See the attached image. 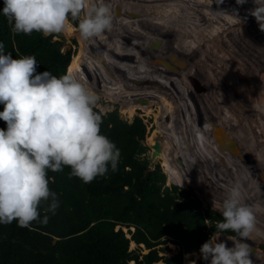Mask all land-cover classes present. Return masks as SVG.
<instances>
[{"label": "rangeland", "instance_id": "obj_1", "mask_svg": "<svg viewBox=\"0 0 264 264\" xmlns=\"http://www.w3.org/2000/svg\"><path fill=\"white\" fill-rule=\"evenodd\" d=\"M107 2L113 14V25L105 33L104 39L94 42L81 40L78 26L75 27L69 21L67 32L51 36L62 42L63 51H71L72 60L80 51L81 58L94 46L103 51V61L108 63L109 56H113L114 52L115 60L123 55L124 51L120 50L122 44L131 45L130 50L138 49V60L147 68L148 77L142 82L151 84V87L142 82L139 85L133 83L131 100L121 98L117 101L103 86V82L80 79L99 97L94 111L98 110L102 114L117 112L120 119L129 124L139 117L144 126L143 136H146L140 142L136 157L144 164L145 161L149 163L151 150L146 144L153 145L156 141L161 143V155L155 167L157 165L165 177L163 190L177 187L183 201L195 208L201 207L221 214L219 205L227 190L241 184L243 201L253 207L256 220V228L245 242L252 247L253 264H264V32L259 30L255 18L248 15V10L254 6L253 0H247L243 5H238L236 0H224L221 5H217L216 0H139L133 1L131 5L126 3L119 6L123 12L114 9L118 7L117 2L122 4L121 0ZM118 25L121 31L125 29L127 35L137 37L131 41L107 42L110 35L119 33ZM178 51L180 55H177ZM126 52L133 56L129 51ZM175 56L184 60H175ZM69 67L68 74L71 75ZM72 76L79 79L77 75ZM136 86H146L150 90V107L137 108L140 102L137 100L142 93L136 91ZM127 100L132 104V115L127 112L130 106ZM191 118L197 124V129L191 126ZM164 122H167V127H160ZM212 123L219 130L220 127L229 129L222 133L231 135L229 137L237 144L235 152L254 168L253 175L249 174L245 178L241 169L231 164L227 152L212 137L215 126ZM187 125L191 131L186 129ZM176 136L182 139L179 146L183 142L186 144L185 148H179L189 156L194 155L188 165L182 159H175L179 165L181 183L176 180L177 175L174 181L170 179L164 160ZM168 139L171 148L169 144L168 148L164 144ZM191 140L193 143L190 144ZM174 150L176 154L178 151L176 148ZM213 204L216 206L213 207ZM123 230L128 233L126 228ZM227 237L219 234L220 239ZM163 241V245L156 247L160 259L155 264H174L180 257L184 264H190L192 260L196 264H208L200 258V251L181 256L180 248L174 242L166 238ZM227 244L232 246L231 241H227ZM130 249L136 250L138 246L131 243ZM142 253L146 254L148 250L143 249Z\"/></svg>", "mask_w": 264, "mask_h": 264}, {"label": "trees", "instance_id": "obj_2", "mask_svg": "<svg viewBox=\"0 0 264 264\" xmlns=\"http://www.w3.org/2000/svg\"><path fill=\"white\" fill-rule=\"evenodd\" d=\"M3 7L4 0H0V42L4 44V53L13 58L34 55L37 73L49 71L60 77L68 74V67L73 63L69 67L71 75L84 81L103 82L117 101L131 100L132 78L139 85L148 77L147 68L138 60V49L131 51L129 44H122L120 50L129 51L133 56L127 52L119 56V62L126 67L115 60L116 52L109 56L108 63L104 62L105 54L94 46L81 58L80 51L72 60L71 51H63L62 42L51 35L14 33L2 13ZM68 21L78 26V19ZM118 26L119 33L110 35L107 42L131 41L137 37L127 35ZM145 87L136 86V91L142 93L137 101L145 102L144 105L138 102L137 108L151 106L148 103L151 92ZM3 107L0 104V111ZM127 110L130 115L134 114L132 104ZM95 112L102 117L101 132L120 150L117 171L109 169L105 176L87 184L70 177L68 167L62 172L49 171V188L57 194L59 207L55 214L47 213V223L36 221L19 226L14 221L0 225V264H155L160 259L156 247L164 244L163 239L174 242L182 256L199 252L210 239L209 234L216 232V222L223 219L221 214L183 201L177 187L163 190L165 177L158 166L150 170L147 161L144 164L136 157L140 142L146 136L139 117L129 124L117 112ZM6 127V122L0 120V129L6 130ZM219 234L235 235L230 230ZM131 243L138 249L131 250ZM143 249L148 253L143 254ZM181 258L173 260L174 264H184Z\"/></svg>", "mask_w": 264, "mask_h": 264}, {"label": "clouds", "instance_id": "obj_3", "mask_svg": "<svg viewBox=\"0 0 264 264\" xmlns=\"http://www.w3.org/2000/svg\"><path fill=\"white\" fill-rule=\"evenodd\" d=\"M223 2L216 0L217 5ZM253 5L248 15L264 32V0H253ZM2 13L14 33L45 37L67 32L69 18L78 19L79 38L87 42L104 39L113 25L107 0H4ZM37 66L34 55L13 58L0 42V120L7 125L0 129V225L47 223V213L59 207L49 188V171L68 167L70 177L87 184L118 169L120 150L101 132L102 117L94 111L97 94L70 74L37 73ZM219 208L223 219L201 246L200 258L208 264H253L252 247L245 241L256 220L238 184L227 190ZM229 230L235 235L219 238Z\"/></svg>", "mask_w": 264, "mask_h": 264}, {"label": "bare ground", "instance_id": "obj_4", "mask_svg": "<svg viewBox=\"0 0 264 264\" xmlns=\"http://www.w3.org/2000/svg\"><path fill=\"white\" fill-rule=\"evenodd\" d=\"M116 1V0H115ZM133 1H136V2H138L139 0H133ZM133 1H131V0H128L127 2H125V0H121V3L122 4H119V2H117L118 3V7L119 6H121V5H123V4H125V5H127L126 3H129V5H131L130 3H133ZM112 2V1H111ZM117 7V6H116ZM114 8L115 10L116 9H120V7L119 8ZM124 10H121L120 9V12H123ZM135 11V10H134ZM126 12V11H125ZM135 18V17H134ZM179 41H180V39H179ZM168 42V41H167ZM172 48H173V46H172ZM171 50V48H169L168 47V51H170ZM192 53V52H191ZM170 54H171V52H170ZM168 55H169V53H168ZM177 55H180V53H179V51L177 52ZM170 56V55H169ZM182 57V56H181ZM173 58V57H172ZM174 59L176 60V59H180L179 58V56H175L174 57ZM170 60V59H169ZM181 60V59H180ZM179 60V61H180ZM184 60V59H183ZM183 60H181V61H183ZM117 62H119V59L118 60H116ZM174 62V61H173ZM120 63V62H119ZM121 64V66L122 67H126V65L123 63H120ZM172 65V64H171ZM166 79H167V77H166ZM133 83H135L136 84V82H135V80L132 78V84ZM170 84V86L172 85L171 84V82L169 83ZM172 88H173V86H172ZM211 107V106H210ZM217 109V108H216ZM213 110V109H212ZM215 111V110H214ZM219 113V112H218ZM222 116V115H221ZM226 118V117H225ZM219 119H221V118H219ZM170 121V120H169ZM207 121V120H206ZM187 123H188V120H187ZM207 123V122H206ZM208 123H211V122H208ZM167 122L165 123H162L161 125H160V127H162L163 128V126H164V128H166L167 127ZM171 124V123H170ZM185 124V123H184ZM190 124H191V126L192 127H196L197 126V124H195V122H194V119L192 120V118L190 119ZM186 127V129L189 131L190 130V126L189 125H187V126H185ZM191 127V128H192ZM209 128V127H208ZM180 129V128H179ZM182 129V128H181ZM193 129V128H192ZM196 129H197V127H196ZM229 130L228 128H226L225 127V129H222V127L220 128V132H225V130ZM182 130H184V128L182 129ZM208 130V129H207ZM224 130V131H223ZM191 131V130H190ZM207 132V131H206ZM209 132V131H208ZM229 133H230V131H229ZM185 134V133H184ZM187 135V134H186ZM190 135H192L191 133H190ZM226 135H228V134H226ZM230 135V134H229ZM228 135V136H229ZM235 135V134H234ZM231 136V135H230ZM212 137H213V134H212ZM234 138V137H233ZM170 139V138H169ZM169 139L168 140H166V142H164V144L167 146V144H169ZM232 139V138H231ZM173 142H174V145H173V147L172 146H170V144H169V146H170V150L168 149V151H167V154H168V156H166L165 157V159L164 160H166V169H167V173H168V175H170V179H172L173 181L175 180V176L177 175V178H176V180L179 182V183H181V179H182V177H181V175H179V165L175 162V159L176 158H179V159H182V162H184L185 164L187 163V165L190 163L189 162V160L190 159H192V156H194V155H188V153H186V152H183L179 147H183V148H185V146H186V144H184L185 142H183V144H181L180 146H179V141H182V139H179L178 138V136H176V137H174L173 138V140H172ZM212 141V140H211ZM152 142H153V140H152ZM191 142L193 143V140H191L190 141V144H191ZM200 143V142H199ZM216 144V143H215ZM146 146L151 150V155H150V158H149V163H150V170H153L154 168H155V164H156V161H157V159H158V157H159V155H161V143H159V142H155L153 145L152 144H146ZM188 146H190V145H188ZM167 148H168V146H167ZM177 149L176 151H178V152H176V154H175V150L174 149ZM215 148V147H214ZM221 148V147H220ZM200 149V148H199ZM222 149V148H221ZM170 151V152H169ZM186 155V156H185ZM204 159V158H203ZM205 160V159H204ZM228 161V160H227ZM181 162V161H180ZM179 163V162H178ZM207 166H209V165H207ZM224 166V165H223ZM226 166V165H225ZM228 166V165H227ZM180 167H183V166H180ZM198 167V166H197ZM247 167H249V174H251V175H253V172H254V168L253 167H251V166H249V165H247ZM192 168V167H191ZM186 170L188 169V167L187 168H185ZM222 169V168H221ZM229 171H230V169H229ZM186 172V171H185ZM188 172V171H187ZM186 172V173H187ZM181 173H183V172H181ZM189 173V172H188ZM193 173H195V172H193ZM172 176V177H171ZM190 180V179H189ZM187 181V180H186ZM203 181V180H202ZM189 182V181H188ZM240 184V183H239ZM241 185V184H240ZM239 185V186H240ZM250 194V193H249ZM251 195V194H250ZM259 234H262V232H259Z\"/></svg>", "mask_w": 264, "mask_h": 264}, {"label": "water", "instance_id": "obj_5", "mask_svg": "<svg viewBox=\"0 0 264 264\" xmlns=\"http://www.w3.org/2000/svg\"><path fill=\"white\" fill-rule=\"evenodd\" d=\"M151 49L153 50V48H151ZM174 66H176V65H174ZM177 67L179 68L180 66H177ZM140 103L142 105L145 104L144 101H141ZM208 124L210 125L211 123H208ZM212 125H215V124L212 123ZM212 131H213L214 141L220 147H222L224 151L227 152L226 154L229 156V159L232 162V163L231 162L230 163L233 164L236 168H240L244 177L248 178L250 175H249V170L247 167V161L244 159L245 160V163H244V160L242 159V157L239 156V154L235 152V151H237V144L234 143L233 140L228 135H225L224 133L220 132L219 128L216 125L213 126ZM56 241H57V239L54 240V243Z\"/></svg>", "mask_w": 264, "mask_h": 264}]
</instances>
